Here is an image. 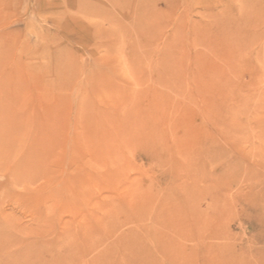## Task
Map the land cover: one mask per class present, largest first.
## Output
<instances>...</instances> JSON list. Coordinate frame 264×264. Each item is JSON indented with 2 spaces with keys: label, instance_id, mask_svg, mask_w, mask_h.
I'll list each match as a JSON object with an SVG mask.
<instances>
[{
  "label": "rangeland",
  "instance_id": "rangeland-1",
  "mask_svg": "<svg viewBox=\"0 0 264 264\" xmlns=\"http://www.w3.org/2000/svg\"><path fill=\"white\" fill-rule=\"evenodd\" d=\"M0 128V264H264V0H0Z\"/></svg>",
  "mask_w": 264,
  "mask_h": 264
},
{
  "label": "bare ground",
  "instance_id": "bare-ground-1",
  "mask_svg": "<svg viewBox=\"0 0 264 264\" xmlns=\"http://www.w3.org/2000/svg\"><path fill=\"white\" fill-rule=\"evenodd\" d=\"M4 110V109H3ZM190 114H192V113H190ZM89 124V123H88ZM2 125V124H1ZM90 125V124H89ZM116 125H117V123H116ZM96 126V125H95ZM98 126V125H97ZM117 127H118V125H117ZM97 128H99V127H97ZM1 129V128H0ZM2 130V129H1ZM97 131V133L96 134H92V139H91V141H90V143L92 142V144H95V149H96V151L97 152H101L102 150H103V147L105 146L104 145V143L103 142H101V141H99V136H100V134H99V130L97 129L96 130ZM0 144L2 145V144H4L3 142H0ZM194 147V146H193ZM192 150V149H191ZM195 150V149H194ZM178 208V207H177ZM184 212V211H183ZM184 214V213H183ZM179 215V214H178ZM196 215V214H195ZM197 216V215H196ZM162 217V216H161ZM166 217H167V219H168V216H167V213H166ZM170 217V216H169ZM161 219V218H160ZM163 219V218H162ZM183 219V218H182ZM164 220V219H163ZM160 221V220H159ZM164 222V221H163ZM234 262V261H233ZM230 263V262H229ZM230 264H232V262L230 263ZM242 264H244V263H242Z\"/></svg>",
  "mask_w": 264,
  "mask_h": 264
}]
</instances>
